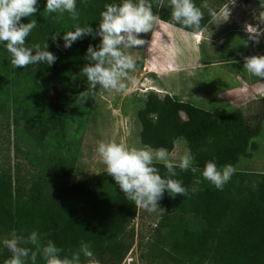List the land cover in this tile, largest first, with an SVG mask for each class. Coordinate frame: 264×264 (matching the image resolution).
Masks as SVG:
<instances>
[{
  "label": "trees",
  "instance_id": "1",
  "mask_svg": "<svg viewBox=\"0 0 264 264\" xmlns=\"http://www.w3.org/2000/svg\"><path fill=\"white\" fill-rule=\"evenodd\" d=\"M204 1L195 0V3L201 6L205 5ZM106 3H119V0H87V3L77 0L79 20L74 22L67 13L60 17L45 12V0H38L37 13L22 18L23 23L33 19L37 22L26 43H41L48 36L45 40L48 50L58 58L50 67L29 65L13 69L17 76L11 77L10 56L0 48V113L8 116L13 111L16 114L14 122L21 137H44L52 131L51 140L58 147L67 136L72 102L77 99L76 105L81 110L93 106L97 88L89 93L87 101L81 103L79 100V93L88 90L85 85L88 81L80 71L88 63L84 59L86 48L89 44H98L99 38L84 37L64 49L59 37L63 32L74 30V23L80 26L89 24L95 29ZM202 11L203 29L213 14L207 12V7ZM170 12L167 7L153 5V13L161 21L192 32L195 37L197 32L173 24ZM53 33L57 34L55 43L51 39ZM50 75L61 90L58 101L52 93ZM28 83L32 85L29 96L37 98L33 104L18 94ZM19 110L24 113L19 114ZM28 112L34 117L23 121ZM137 115L142 126L140 139L143 144L153 148L165 147L172 152L180 135L185 134L201 139L200 144L213 155L196 163L195 173L176 169L177 176L173 179L182 182L187 194L184 197L178 194L174 198L165 194L158 201L160 219L155 241L149 250L151 262L264 264V172L235 169L222 191L211 184L198 187L196 181L198 170L203 169L206 161L214 160L218 167H234L241 157L251 156L250 150L257 148L254 138L262 131L264 95L246 109L234 108L227 113H217L175 96H160L152 91ZM208 136L228 138L226 142H219ZM156 167L163 177L166 170L162 165ZM67 170L66 157L60 151L47 173L32 178L27 184H15L11 176L0 172V238H7L13 230L24 237L36 230L40 246L52 240L62 249L61 257L77 250L80 242L85 241L90 243L97 259L109 255L112 260L120 262L132 247L135 233L132 223L139 207L126 200L106 170L95 182L81 181L74 185H68L61 178ZM26 246L35 250L33 245ZM10 256L7 250L0 253V264H5ZM24 264H44V261L37 254L35 261L29 257Z\"/></svg>",
  "mask_w": 264,
  "mask_h": 264
},
{
  "label": "rangeland",
  "instance_id": "2",
  "mask_svg": "<svg viewBox=\"0 0 264 264\" xmlns=\"http://www.w3.org/2000/svg\"><path fill=\"white\" fill-rule=\"evenodd\" d=\"M204 3L213 18L201 32L198 42L194 34L160 19L150 32L139 34L145 43L132 50L137 61L136 71L132 73L135 83L126 94L105 92L98 86L90 109L81 110L76 105L77 99L72 102L64 144L54 145L52 131L44 137H21L14 122L16 114L13 111L8 116L0 113V172L11 176L15 184H27L32 178L44 176L61 151L68 165L66 175L61 177L63 182L68 185L95 182L105 171V165L96 153L98 142L145 145L140 139L142 126L137 113L152 91L160 96H175L217 113L250 107L255 99L264 95V79L245 72L243 63L245 57L264 55V34L260 36V42L254 44L244 28L251 25L264 29V20L259 19L262 9L258 0H205ZM9 73L11 77L17 76L13 69ZM85 85L89 89V84ZM24 86L25 89L22 87L18 94L33 104L37 98L29 96L32 85ZM53 96L56 101L61 99L60 87ZM23 113L19 110V114ZM27 116H23V121L34 117L29 112ZM207 138L226 142L228 137ZM254 141L257 148L250 150L251 156L240 158L234 166L236 170L264 172V119L262 131ZM202 142L181 134L171 153L176 156L187 147L194 153L196 164L213 156L209 154L212 151L200 144ZM202 170H198V187L210 185L202 177ZM159 214V209L150 212L138 208L132 223L134 240L126 256L119 262L106 255L97 259L99 264H154L149 250L156 238Z\"/></svg>",
  "mask_w": 264,
  "mask_h": 264
},
{
  "label": "clouds",
  "instance_id": "3",
  "mask_svg": "<svg viewBox=\"0 0 264 264\" xmlns=\"http://www.w3.org/2000/svg\"><path fill=\"white\" fill-rule=\"evenodd\" d=\"M234 2V0H232ZM87 3V0H81ZM262 11L259 19L264 20V0H258ZM38 0H0V48L10 56L12 69L25 68L29 65L52 66L58 59L48 50L46 39L41 43H26V38L36 28L35 19L21 22L37 13ZM156 8L167 7L171 10V22L193 32L202 30L204 18L202 8L195 0H119V3H106L100 12V20L96 28L89 24L80 26L74 23L72 29L63 32L60 40L63 48L68 49L79 39L99 38V43L89 44L84 59L88 62L80 73L86 77L89 89L79 93L81 103L88 100L89 93L97 86L109 93L126 94L135 83L132 73L136 71L137 61L133 49L145 43L139 34L148 33L153 29L159 16L153 13ZM77 0H45L44 11L49 14L65 13L76 22L79 20ZM248 39L254 44L260 42L264 29L245 25ZM59 33V31H56ZM51 35L55 43L57 34ZM60 47L59 44L56 45ZM243 70L248 74L264 79V55H253L244 58ZM175 144V141H173ZM96 153L105 165V170L124 194L126 200L136 207L147 211L160 208L158 201L167 194L169 197L187 194L182 182L173 179L177 176L176 169L195 173V155L189 148L176 156L165 147L153 148L148 145H127L123 142H98ZM156 165L166 170L162 177ZM232 165L218 167L214 160L206 161L201 172L202 177L215 189L222 191L235 173ZM195 191V190H193ZM39 233L33 230L27 237L18 235L15 230L8 233L7 238H0V253L7 250L11 253L5 264H24L25 259L35 261L37 254L44 264H99L89 242L81 241L79 248L61 257L62 249L52 240L40 246ZM26 245L35 246V250Z\"/></svg>",
  "mask_w": 264,
  "mask_h": 264
},
{
  "label": "water",
  "instance_id": "4",
  "mask_svg": "<svg viewBox=\"0 0 264 264\" xmlns=\"http://www.w3.org/2000/svg\"><path fill=\"white\" fill-rule=\"evenodd\" d=\"M49 80H50V84H51V89L53 94L56 93L57 91H59V86L58 84L55 82L53 75L49 76Z\"/></svg>",
  "mask_w": 264,
  "mask_h": 264
},
{
  "label": "crops",
  "instance_id": "5",
  "mask_svg": "<svg viewBox=\"0 0 264 264\" xmlns=\"http://www.w3.org/2000/svg\"><path fill=\"white\" fill-rule=\"evenodd\" d=\"M154 30H156V29H154ZM183 31H185L186 32V30H184V29H182ZM202 31H204V28L200 31V32H198V33H196L195 34V39H196V41L198 42L200 39H201V37H202V34H201V32ZM187 32H189V31H187ZM189 33H192V32H189ZM193 34V33H192ZM158 69V68H157ZM161 69V68H160ZM155 72V71H154ZM173 152V151H172Z\"/></svg>",
  "mask_w": 264,
  "mask_h": 264
}]
</instances>
